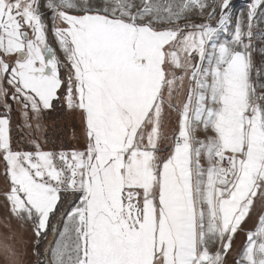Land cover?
Wrapping results in <instances>:
<instances>
[{
	"label": "snow or ice",
	"instance_id": "1",
	"mask_svg": "<svg viewBox=\"0 0 264 264\" xmlns=\"http://www.w3.org/2000/svg\"><path fill=\"white\" fill-rule=\"evenodd\" d=\"M234 8L0 0V208L36 264H264V0Z\"/></svg>",
	"mask_w": 264,
	"mask_h": 264
},
{
	"label": "rangeland",
	"instance_id": "2",
	"mask_svg": "<svg viewBox=\"0 0 264 264\" xmlns=\"http://www.w3.org/2000/svg\"><path fill=\"white\" fill-rule=\"evenodd\" d=\"M249 0H233L235 5L234 11L239 12L243 10ZM79 125V122H76ZM69 144H72L71 133H68ZM7 218V213L3 208H0V240L4 236L13 235L14 240L9 243L12 245V249L15 255L6 251L2 246H0V264H36L37 258L33 255L32 245L30 243L31 233H25L19 228L16 221H11V227L5 226V220ZM241 241H237L239 245Z\"/></svg>",
	"mask_w": 264,
	"mask_h": 264
}]
</instances>
